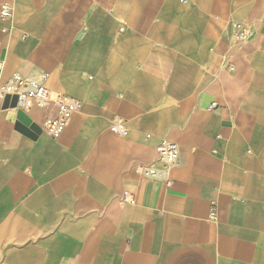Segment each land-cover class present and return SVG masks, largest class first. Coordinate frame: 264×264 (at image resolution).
Segmentation results:
<instances>
[{"label":"crops","instance_id":"crops-1","mask_svg":"<svg viewBox=\"0 0 264 264\" xmlns=\"http://www.w3.org/2000/svg\"><path fill=\"white\" fill-rule=\"evenodd\" d=\"M4 4L0 89L43 81L79 110L52 138L53 102L22 125L0 100V264H264V0Z\"/></svg>","mask_w":264,"mask_h":264},{"label":"built area","instance_id":"built-area-1","mask_svg":"<svg viewBox=\"0 0 264 264\" xmlns=\"http://www.w3.org/2000/svg\"><path fill=\"white\" fill-rule=\"evenodd\" d=\"M11 15V7L4 4L0 8V18L9 19ZM234 29L238 30L232 37L233 42L241 44L248 41L252 36V30L250 28H244L239 30L238 24L232 25ZM120 32L123 29L119 30ZM1 67V65H0ZM6 97L9 100L6 102ZM0 100L7 104L11 111L17 113L21 111L26 113L32 108L43 109L50 102H53L57 107V112L54 117H46L42 131L46 132L50 137L56 138L66 126L72 113L79 110V103L68 99L67 97L53 92L45 87L43 81L35 83L28 79H23L18 76H14L5 86L0 89ZM215 105H212L213 108ZM110 133L124 137L127 135V129L125 123L121 120H117L110 128ZM157 159L156 163L160 166L161 170H169L176 166L178 159L177 147L174 143L163 140L156 147ZM142 170V167L139 168ZM152 174V170H149ZM165 186L169 188L171 182L165 181ZM122 201L128 204L134 203L133 196L124 192L122 195ZM208 219L213 221L215 219V209L211 205L209 208Z\"/></svg>","mask_w":264,"mask_h":264},{"label":"water","instance_id":"water-1","mask_svg":"<svg viewBox=\"0 0 264 264\" xmlns=\"http://www.w3.org/2000/svg\"><path fill=\"white\" fill-rule=\"evenodd\" d=\"M9 100L8 97H6L5 101L7 102ZM15 119L18 123H21L22 125H28L29 121L26 118L25 114L21 111H18L15 115Z\"/></svg>","mask_w":264,"mask_h":264}]
</instances>
